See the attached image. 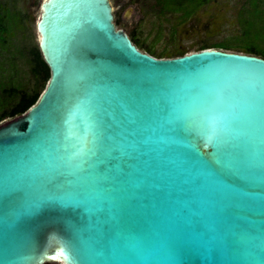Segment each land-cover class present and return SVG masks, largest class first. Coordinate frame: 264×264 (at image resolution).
Returning <instances> with one entry per match:
<instances>
[{"label": "water", "instance_id": "water-1", "mask_svg": "<svg viewBox=\"0 0 264 264\" xmlns=\"http://www.w3.org/2000/svg\"><path fill=\"white\" fill-rule=\"evenodd\" d=\"M51 79L0 126V264H264V58L140 51L109 0H45Z\"/></svg>", "mask_w": 264, "mask_h": 264}, {"label": "rangeland", "instance_id": "rangeland-1", "mask_svg": "<svg viewBox=\"0 0 264 264\" xmlns=\"http://www.w3.org/2000/svg\"><path fill=\"white\" fill-rule=\"evenodd\" d=\"M44 1L0 0V7L4 10L0 11L2 25L8 27V32L0 28V100L1 89L12 84L28 90L33 87L28 49L39 46L37 25ZM244 2L213 0L188 17L182 13L150 15L141 26L146 34L136 37L158 53L177 48H186L193 53L205 42H227L241 47L255 45L264 52V0L255 15L242 12ZM127 27V31H131L132 27ZM216 50L248 54L244 50ZM14 119L5 120L0 126Z\"/></svg>", "mask_w": 264, "mask_h": 264}, {"label": "trees", "instance_id": "trees-1", "mask_svg": "<svg viewBox=\"0 0 264 264\" xmlns=\"http://www.w3.org/2000/svg\"><path fill=\"white\" fill-rule=\"evenodd\" d=\"M153 4V10L155 15H169L175 13H182L183 16H193L200 8L210 5L213 0H149ZM262 0H245L242 6V12L246 15L253 12H257L260 8ZM3 18L0 16V28L5 31V24L2 25ZM207 30V29H206ZM136 36L141 35H131L129 36L133 44L140 50L144 51L155 58L158 59H172L182 57L189 54V49L177 48L174 51H164L158 53L151 46L147 45L141 38ZM224 49V50H244L248 55L261 56L264 58V52L255 45L244 46L232 45L230 43H220V44H209L207 42L199 45L196 52L208 50V49ZM28 56L31 64V75L33 77V87L28 89H23L19 86H14L13 84L8 88L1 89V100H0V123L7 119L17 118L25 113H27L33 106H35L39 99L41 98L43 92L51 79V70L44 57L39 46L32 47L28 49ZM52 264V263H46Z\"/></svg>", "mask_w": 264, "mask_h": 264}, {"label": "flooded vegetation", "instance_id": "flooded-vegetation-1", "mask_svg": "<svg viewBox=\"0 0 264 264\" xmlns=\"http://www.w3.org/2000/svg\"><path fill=\"white\" fill-rule=\"evenodd\" d=\"M113 8L114 24L118 30H123L128 36L144 35L146 31L141 29L144 21L154 15L153 4L149 0H109ZM1 13L4 10L0 7ZM2 17V14L0 15ZM131 26V31H127ZM8 32V27H5Z\"/></svg>", "mask_w": 264, "mask_h": 264}]
</instances>
